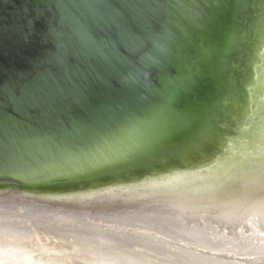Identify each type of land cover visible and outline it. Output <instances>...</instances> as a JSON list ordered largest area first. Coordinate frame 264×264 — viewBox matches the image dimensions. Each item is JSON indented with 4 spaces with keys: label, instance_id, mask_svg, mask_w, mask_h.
Here are the masks:
<instances>
[{
    "label": "bare ground",
    "instance_id": "obj_1",
    "mask_svg": "<svg viewBox=\"0 0 264 264\" xmlns=\"http://www.w3.org/2000/svg\"><path fill=\"white\" fill-rule=\"evenodd\" d=\"M221 1L199 2L206 35L193 42L190 71L122 137L9 171L21 185H0L25 196L20 188H76L43 197L81 212L128 210L133 224L100 232L24 206L55 223L49 232L73 234L86 264H145L147 255L160 264H264V0ZM229 190L235 206L218 210ZM14 210L0 202V247L32 248L36 232L11 222Z\"/></svg>",
    "mask_w": 264,
    "mask_h": 264
},
{
    "label": "water",
    "instance_id": "obj_2",
    "mask_svg": "<svg viewBox=\"0 0 264 264\" xmlns=\"http://www.w3.org/2000/svg\"><path fill=\"white\" fill-rule=\"evenodd\" d=\"M207 1L134 0L152 8L138 15L128 0H0V185H21L9 171L122 137L173 90L183 68L190 71L189 51L206 35L198 5L209 8ZM100 3L124 19L127 36L94 26L108 65L88 72L82 102L66 99L54 116L36 115L46 78L70 69L84 76L70 27L88 23L89 6ZM68 45L70 64H57Z\"/></svg>",
    "mask_w": 264,
    "mask_h": 264
},
{
    "label": "rangeland",
    "instance_id": "obj_3",
    "mask_svg": "<svg viewBox=\"0 0 264 264\" xmlns=\"http://www.w3.org/2000/svg\"><path fill=\"white\" fill-rule=\"evenodd\" d=\"M262 71L263 70H260V72H262ZM252 106H253L252 103H248V108H252ZM252 111H253V109H252ZM255 115H252L253 117L251 118V120H255ZM248 130H250V127H248L247 131ZM251 136H253V134ZM30 189L31 188H29V190L20 188L19 192L30 194V195L32 194L33 196H37V197H32L30 195L25 196V195H21L19 193H16V192H18L17 191L18 188L14 189V188H11L8 186L7 187H4V186L0 187V202L6 200L15 206V210H14L15 211L14 212L15 217L11 218V222L20 221L18 223L23 222L25 226L26 225L28 226V229L31 228V231H33V229H34L36 234L32 240L33 241L35 240L34 241L35 245H37L36 247H34L35 246L34 245L32 248H22L21 246H16V245H10L9 247H0V264H86L82 260V258L80 257L81 255H78V257H80V258L76 257L77 256L76 254L77 253L79 254L80 251L77 249V248H79L78 243L76 246L74 245L75 244L74 241H76V240L72 239L71 236H73V234L70 235V233H67L68 231L65 232L66 234L65 233H62V234L59 233V235L57 234L58 233L57 231L54 232L52 230L49 232V230H51L49 227L52 224L55 225V223H52L51 219H44V217H42V219L40 217V219H39V218H33L28 213L25 215L24 206H26V205L28 207H33L34 209H37L40 211H46V212L52 213V214L56 213V216L58 213V215H59L58 217L62 218L60 220V222L58 223L59 225H61V226L65 225L67 227H69L71 225H72V227L77 226L76 227L77 229L82 228V229L86 230L89 228L88 230H90V226L92 227V224H94L95 226L96 225L99 226L101 224L99 227L97 226L101 232V230L109 231V228L113 227V226H116L113 228L124 227V226H129V224L132 223L130 221L131 218L129 216H125L127 214L125 212H128V210H125V209L109 210V208H103L102 210L96 209L95 211H93L92 209L89 208V209H85L81 212L80 210L72 209L70 206L63 203L64 201L62 200V199H67L69 197H74L77 195L69 196V197L68 196L62 197V198H60L62 200L61 203H56L58 201L55 199H51L50 201H48L47 200L48 198L43 197V194L45 192H47V193L51 192L50 194H54V195L56 194V192H59V193H61V195H67V194H62V192H70V191H74V189L78 190L76 188H69V187L61 188L60 186H58V187H48V188L44 187V188H39V189L33 188L35 190H30ZM55 189H57V190H55ZM235 189L237 190V192H240V189L238 187H235ZM10 191H12L14 193H12V192L10 193ZM8 192L10 193L8 196L4 195V194H7ZM232 192H234V191H232ZM230 193H231V190H229L228 193H225V197L227 199L223 200L224 202L219 203L218 210L221 209L220 207H223V206H226V207H223V209L233 208V207H231L233 202H231L232 197H229ZM5 196H6V198H5ZM260 196L263 197L264 195L260 194ZM40 197H43V198H40ZM57 197H58V195H57ZM235 198H237V197H235ZM228 199L230 200V202H228ZM260 199H262V198H260ZM13 203H15V204H13ZM233 205L235 206V204H233ZM74 213H75V215L76 214L84 215L86 217L93 218L94 220H88L85 223L74 222L73 220H71L70 218L67 217V215L72 216L71 214H74ZM65 217H67L68 219ZM49 220L51 223L49 222ZM46 223H47L48 227H45ZM104 224L107 225L108 227L104 226ZM36 225H38V226H36ZM101 226H103V227H101ZM104 227H107V228H104ZM134 228L137 229L136 226ZM123 231L124 230H122V229H118L117 232L120 233ZM37 233H39V234H37ZM48 233H50V234H48ZM73 242H74V244H73ZM71 243L73 245H71ZM130 248H131V252L133 249H134L133 251H141L140 248H138L136 246L135 247L131 246ZM41 249H42V251H41ZM22 252H24V254H22ZM152 256L153 255H147L145 257V260H143V261H145L144 263L145 264H149V263L150 264L151 263H153V264L159 263L160 264V261L158 259H156L157 256L156 255H154L155 257L154 256L152 257ZM153 258H155V259H153ZM149 260H150V262H147ZM80 261H83V262H80ZM156 261H158V263H156Z\"/></svg>",
    "mask_w": 264,
    "mask_h": 264
},
{
    "label": "snow or ice",
    "instance_id": "obj_4",
    "mask_svg": "<svg viewBox=\"0 0 264 264\" xmlns=\"http://www.w3.org/2000/svg\"><path fill=\"white\" fill-rule=\"evenodd\" d=\"M126 6L137 11L138 15L142 10L152 9L150 5H138L134 0H128ZM261 7L264 8V4ZM88 15L90 17L88 23L72 22L70 27V35H78L79 46L75 49V54L79 56L81 67L85 69L84 76L79 73L73 75L70 69L63 77L46 78L47 83L42 94L34 101L37 109L35 114L40 117L54 116L58 106L66 99L82 102L85 97V77L88 72H94L97 65H108L109 59L97 47L98 40L92 36L94 26L119 29L122 36H127L126 22L109 3L90 5ZM147 15L148 13L145 12V16ZM197 22H200L198 18ZM72 55V46L68 45V55H61L56 63L69 65Z\"/></svg>",
    "mask_w": 264,
    "mask_h": 264
}]
</instances>
